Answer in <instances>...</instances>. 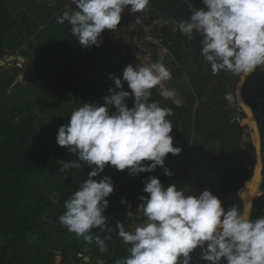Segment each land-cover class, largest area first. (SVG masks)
Instances as JSON below:
<instances>
[{
  "label": "clouds",
  "instance_id": "1",
  "mask_svg": "<svg viewBox=\"0 0 264 264\" xmlns=\"http://www.w3.org/2000/svg\"><path fill=\"white\" fill-rule=\"evenodd\" d=\"M73 3L76 9L64 11L57 23L68 22L80 45L88 48L98 43L104 30L118 28L126 8L131 6L133 13H141L151 0ZM203 4L206 7L195 9L188 20L173 23L189 37L194 33L203 37L201 55L211 65L212 74L225 71L244 77L264 66V0H203ZM111 79L121 91L109 89L103 105L87 103L74 110L56 137L59 146L78 153L79 161L92 169L65 201L66 211L59 216L63 226L89 244L93 243V229L112 232L103 213L109 206L107 198L114 192L113 181L107 176L99 182L94 179L107 165L118 171L127 169L135 176L164 167L168 154L178 156L182 152L174 146L171 135L173 125L168 117L172 110L151 101L152 90L159 86L163 98L179 102L175 89L164 87L172 79L170 69L161 62L135 67L129 64L123 81L131 92L123 90L120 78ZM233 98L231 93L225 96L230 103ZM129 99L131 107L126 102ZM143 161L151 164L145 166ZM60 163L63 172L83 166L76 161ZM164 174L172 175L166 167ZM143 191L148 194L140 197L143 223L134 231L117 224V235L130 247L129 255L116 264H191V254L197 248L202 250L200 259L208 264H222L224 260L227 264H264V217L251 218L250 202L243 210L233 206L225 211L211 191L196 197L186 189L178 190L175 184L165 187L155 176L145 182ZM109 239L111 234L95 236L100 251L107 252L105 241Z\"/></svg>",
  "mask_w": 264,
  "mask_h": 264
},
{
  "label": "crops",
  "instance_id": "2",
  "mask_svg": "<svg viewBox=\"0 0 264 264\" xmlns=\"http://www.w3.org/2000/svg\"><path fill=\"white\" fill-rule=\"evenodd\" d=\"M5 6L12 16L7 24L9 33L18 36L23 34L25 38L23 40L24 47L18 50L13 43H4L3 48L7 53L4 60L13 55L22 57L24 63L20 64L18 61H14L0 67V106L5 109L15 108L29 115L39 113L43 105L55 100L58 104L57 110H49L40 115L35 121V130L45 135V144L52 154L49 164L55 161L62 166L61 161L78 162V153L59 146L56 140L59 128L68 124L71 113L79 108L74 95L65 94L68 80L62 68L49 62H44L34 69L29 68L36 61L37 54L53 50L59 61L72 72L83 71L87 48L65 34V23H57L58 16H62L64 11L75 10L76 5L73 0H6ZM147 9L153 10L155 16L158 17L157 20L163 33V30L174 19L173 16L170 14H167L168 18L162 16L151 3ZM121 17L122 23L125 17L123 14ZM111 31L104 30L98 45L112 44V40L109 38ZM163 43L165 42L163 41ZM166 46L170 49L172 56L165 55L164 50L159 49L157 60L170 69L172 79L165 82L164 87L175 89L177 92L175 99L179 102L163 98L160 94V87L157 91L159 100L156 101L160 102L161 107L168 106L167 102H174L182 108L186 120L183 127L178 122V132L172 136L176 139L174 146L180 147L182 152L178 156L169 154L171 166L168 169L172 175H165L168 178L165 180L164 186L167 183L175 184L178 190L186 189L190 195L196 197L203 191L209 190L219 197L225 189L231 186L235 187L238 183L237 180L245 171L243 160L239 157V149L232 148L228 152H224L221 149V141L215 138L225 127V122L229 123L227 125L229 139L226 136V141L230 142L231 138H236L234 132L238 135L236 124H239L244 128L245 134L238 144L243 150L252 154L253 159L255 157V141L253 152L245 147V141L254 140V138H251L246 130L249 127V122L245 119L235 97L239 75L225 71L213 75L211 65L205 60H200L197 54L192 52L188 41H183L176 46L167 43ZM125 57V53L117 56L107 54L99 61L91 80L82 82L76 89L81 106L87 103L94 104L111 76L125 65ZM18 68L23 71H19ZM260 68L262 69V67ZM118 78L124 84L123 90L131 92L127 82L123 81V74ZM119 91L121 89H118L117 93ZM229 93L234 97L231 103L225 99L226 94ZM153 96L152 92L151 100ZM251 100L259 108L257 117H255L257 122H260L264 133V98H251ZM171 110L173 111L172 108ZM2 142L3 139H0V144ZM32 149L40 154L41 142L32 139L27 150L30 152ZM33 183L38 184L49 198L61 200L64 203L74 193L50 170L46 172L44 178H34ZM246 183L238 193L230 191L225 196V211L233 206H239L241 210L247 206ZM262 192L259 190L256 198L264 196ZM119 207V205L116 206V208ZM60 210L62 208L54 207L39 221L41 228L48 233L49 244L44 243L42 236H34L29 239V244L20 247V256L25 262L30 263L40 248L39 240L42 237L43 245L50 250L56 248L61 251L69 249L73 245L77 247L79 252H67V262L63 261L59 254L56 264H96L91 261L93 253H90L91 248L95 245V236L106 238L110 233L99 228L93 229V243L89 244L82 237H77L76 234L70 232L57 220ZM107 212L110 215H116L115 222L107 221L108 227L114 230L118 223L121 224L124 216L114 213L113 210ZM109 214L104 216L109 219ZM258 218L259 215L253 212L252 219ZM109 241H105L108 250L103 253L111 259L114 257V252L111 253V242ZM35 242L38 245L33 249L31 246ZM203 264H208V262ZM222 264H227L226 260L222 261Z\"/></svg>",
  "mask_w": 264,
  "mask_h": 264
},
{
  "label": "trees",
  "instance_id": "3",
  "mask_svg": "<svg viewBox=\"0 0 264 264\" xmlns=\"http://www.w3.org/2000/svg\"><path fill=\"white\" fill-rule=\"evenodd\" d=\"M5 1L6 0H0V60H4L7 56V53L3 48L5 42L13 43L18 50L24 47L23 40L25 38L23 34L18 36L9 33L7 24L11 20L12 16L5 6ZM151 5L159 10L162 16L168 18L169 16H167V14H170L174 18L171 20L168 27L163 30V41L165 43H172L174 46L180 45L183 41H188L192 52L197 54V57L200 60L204 61L201 55L203 37L195 33L193 37H189L181 33L178 30V27L173 23V21L188 20L192 14L191 12L195 9L205 8L206 6L203 4V0H191V3H188L187 0H151ZM145 11L158 19L153 10L145 9ZM64 32L66 35L79 41L72 34L71 25L68 22H65ZM110 39L112 40V44L102 43L101 45H98L97 43L96 45L87 48V52L85 54V67L83 71L79 73H74L69 68L64 66L56 57L54 51L47 54H37V60L33 65H30L31 67L29 68L34 69L44 62L59 65L68 80L65 94L74 95L75 102L77 106L80 107L81 105L76 95L78 85L82 82L91 80L97 64L105 55L109 54L111 56H117L124 53L120 46L114 45L115 40L112 38ZM12 56L13 55L10 57ZM129 64L135 67L139 63L134 59V57L126 54L125 65L116 73L115 76L117 78L121 76L124 69ZM261 67L262 69L260 67L257 68L256 72L249 76L243 88L244 99L251 107L256 117L259 108L255 102L251 100V98H264V66ZM18 70L23 71V69L20 68H18ZM158 88L159 86L152 90L154 96L151 101L159 100V97L157 96ZM109 89H114L116 92L118 91V88H116L112 79L105 85L99 98L94 102V104L103 105L104 98L110 95ZM126 102L130 107L133 106L131 99ZM167 104L168 106H166V108L173 109V115L168 117L173 125V131L171 133L173 136V134H177L178 132V122H180L183 127L186 116L182 108L174 102H167ZM57 105V102H50L43 105L39 113L29 115H26L22 111L15 108L5 109L0 106V139H3L2 144H0V264H56L59 254L62 256L63 261L67 262V252H79L75 245L69 249L67 248L61 251H58L57 249H46L45 251H41L39 248L37 253L34 255V259L30 263L25 262L20 256V247L28 244V240L31 237L40 235L43 237L44 242L49 244L48 233L39 225V221L43 216L48 214L54 207L62 208L59 212V216L66 211L63 201L57 200L56 203H53L52 199L44 194L41 187L38 184L33 183V179L44 178L46 172L50 170L55 173L71 190L77 191L81 184L88 178V174L92 171V169L87 166V163L83 161H78V163L83 165L81 168L70 169L67 172L61 171L60 169L62 166L55 161L49 164L52 154L45 144V135L35 130V121L45 112H48L49 110H57ZM113 111H115L114 106ZM243 115L245 119H248L244 113ZM228 124L229 123L225 122V127L223 126L224 128L222 131H220L215 137L216 140L221 141V149L224 152H227L224 147L226 144ZM236 126L238 128V137L240 142L245 132L244 128H242L239 124H236ZM258 126L263 143L264 135L259 121ZM32 139H36L41 142L42 150L40 154H37L35 149H32L30 152L27 150ZM173 140L175 142V137ZM252 142L254 144L253 139ZM248 145V141H245L246 148H248ZM239 157L243 160L245 171L242 172V175L237 180L238 183L235 187L231 186L219 195L218 198L221 200L223 207L225 206V196L230 191L238 193L243 188L245 182H247L246 184L249 183L254 174L256 160H254L252 156L248 152H245L241 147L239 148ZM262 161L264 164L263 159ZM142 163L145 166L149 165L148 162L145 161ZM170 166L171 163L169 161L168 154L165 159L164 167L158 166L157 168L165 169L166 167L168 169ZM263 175L264 169L261 180L258 184L256 183L257 189L259 188V190L262 191H264ZM101 176L102 173L95 177V179L97 180ZM168 185L169 183L165 184V187ZM113 206L114 205L109 203V206L103 215H106L108 210H112ZM120 207L113 208V212L126 216L127 206L124 207L121 205ZM263 209L264 197L256 198L254 201V210H258L259 218L262 217ZM59 216L57 219L58 221ZM108 217L112 223L117 220L116 215L109 214ZM129 247L130 245L127 244L118 247L116 249L115 257L112 260L105 256L97 257L99 254L97 253L96 257H91V261L96 264H116L117 260L126 258L129 255ZM201 251L202 250L198 248L191 254V264H203L207 262L200 259Z\"/></svg>",
  "mask_w": 264,
  "mask_h": 264
},
{
  "label": "rangeland",
  "instance_id": "4",
  "mask_svg": "<svg viewBox=\"0 0 264 264\" xmlns=\"http://www.w3.org/2000/svg\"><path fill=\"white\" fill-rule=\"evenodd\" d=\"M166 44L167 43H163L164 53H165V55L172 56L171 51L166 46ZM115 45H117L116 41H115ZM52 51L53 50H49V51H46V52H43V53L47 54V53L52 52ZM155 58H157V53L154 54V59ZM36 60H37V58H36ZM115 75H113V76H115ZM239 80H240V75H239ZM52 102H56V101L54 100ZM246 130L248 131V133L251 136V138H254V141H255L254 132H253V130L251 128L250 123H249V127L246 128ZM234 134L236 136L235 139L231 138L230 142L228 140L226 141V144H225L224 148L226 149L227 152L230 149H232V148H235V150H238L240 148V145L238 144L239 143V137H238L237 133L234 132ZM263 135H264V133H263ZM231 137H232V134H231ZM227 139H229L228 135H227ZM248 143H249V145H248L247 149L253 151L254 150V144H253L252 140L248 141ZM250 155L252 156V154H250ZM255 158H256V143H255V157H254V160H255ZM145 162H148L149 165L151 164L150 161H145ZM158 175H163V177H164L165 176L164 169L156 168V170L153 171V172L139 173V174L133 176V175L130 174L129 170H127V169L124 170V171H118L115 167H113L111 165H107L105 167L104 172H102V176L97 179V182H99L105 176L110 177L112 179L113 184H114V192L107 199H108V202L111 205H114L113 208H115L118 205H120V206L123 205L124 207H126V206L129 207V208L126 207V210H127V214L126 215L127 216H124V218H122L123 221L121 222V224H123L125 226L126 231H134V229L137 226H139L140 224L143 223L144 218L142 216H139L138 208H136V203L140 202V204H141L142 201H141L140 197L148 195L147 193H145L143 191V189L145 187V182L148 181L150 177H152V176L157 177ZM167 178H168V176H165L163 181L160 180L163 185H164L165 180ZM257 184H258V182H257ZM249 188H250V183H248L246 185V196H245L246 200H247V197H248ZM73 192H75V191H73ZM258 193H259V188L257 189V194ZM261 197H264V196H261ZM122 200L126 201L127 203H121ZM113 208H112V210H113ZM135 208H136L137 211H135ZM253 212L258 214V210H254ZM129 213H131L132 215H129ZM107 214H109V212H107ZM107 221H110V219H107ZM117 232H118V228L115 227L114 230H112V232L110 233L111 234V239H109L110 240L109 242H111V253L114 252V257H115V254H116V249L118 247L122 246V245H125V243L122 241V239L117 235ZM30 239H32V237ZM28 242H29V240H28ZM39 242H40V250L41 251H45L46 249H48V247L43 245L42 237H40ZM37 245L38 244L35 242L31 246V248H33V249L37 248L36 247ZM57 250L59 251V249H57ZM90 253H93V255H92L93 257L94 256L96 257L97 253L100 254V255L98 254L97 257L105 256V254L102 251H100V249L98 248V245H96V244L91 248ZM105 257H107V256H105ZM113 258H111V259L108 258V259L112 260Z\"/></svg>",
  "mask_w": 264,
  "mask_h": 264
},
{
  "label": "built area",
  "instance_id": "5",
  "mask_svg": "<svg viewBox=\"0 0 264 264\" xmlns=\"http://www.w3.org/2000/svg\"><path fill=\"white\" fill-rule=\"evenodd\" d=\"M122 14L125 18L118 28L109 34L110 38L116 41L124 53L134 57L140 65L158 62L157 58L154 59V54L159 49H164L162 28L158 20L145 10L141 13H133L131 6ZM262 159L264 160V142L262 143ZM162 177L163 175L157 176L159 180H162ZM262 193L264 195V191ZM139 204L140 202L136 203L138 213ZM262 217H264V209Z\"/></svg>",
  "mask_w": 264,
  "mask_h": 264
},
{
  "label": "water",
  "instance_id": "6",
  "mask_svg": "<svg viewBox=\"0 0 264 264\" xmlns=\"http://www.w3.org/2000/svg\"><path fill=\"white\" fill-rule=\"evenodd\" d=\"M18 61L20 64L24 63V59L22 57H9L6 60H0V67L5 66L7 63ZM250 75L240 77L238 86L236 88L235 97L237 103L239 105L240 110L246 115L248 121L251 125V128L254 132L255 143H256V165L254 169L253 177L250 179V188L247 197V205L249 202L252 204V209L250 211V216L252 218L253 211H254V201L256 199L257 194V186L256 183L259 182L262 178L263 173V161H262V138L260 134V129L258 126L257 119L251 109V107L246 103L244 96H243V88L248 80Z\"/></svg>",
  "mask_w": 264,
  "mask_h": 264
}]
</instances>
